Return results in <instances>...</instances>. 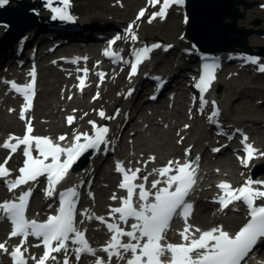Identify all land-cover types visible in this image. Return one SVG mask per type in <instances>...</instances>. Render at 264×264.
I'll return each instance as SVG.
<instances>
[{"label": "snow or ice", "instance_id": "snow-or-ice-1", "mask_svg": "<svg viewBox=\"0 0 264 264\" xmlns=\"http://www.w3.org/2000/svg\"><path fill=\"white\" fill-rule=\"evenodd\" d=\"M62 2L65 7L53 8L52 11L56 15L52 18L73 20L74 18L67 11L69 0H62ZM7 3L8 0H0V7ZM49 3H51V0H49ZM149 3L155 5L160 3V0H149ZM183 3L184 0H163L161 10L153 14V19L157 16H166L170 6L182 5ZM144 14L142 10L139 16L143 17ZM133 39H135L134 36ZM149 51L148 48H143L136 52V63L131 67L132 74L137 72V65L142 58L147 57ZM105 54L110 55L108 52ZM251 62L257 63L254 58H251ZM215 67L214 64H204V74L197 85L201 91H204L214 78ZM84 71L87 72L86 69ZM259 71L264 72V66H261ZM32 75L34 77L35 72ZM100 75L103 76V74ZM81 83L83 84V80ZM11 87L22 94L27 101L24 105V111L30 109L34 95V85L18 86L13 82ZM24 111L20 113L22 120L25 119ZM100 115L101 117L105 116L103 112ZM106 118L111 119L112 117ZM72 120L73 117H68L69 123ZM90 123L94 124V122ZM108 131L107 127H99L94 136H89L86 133L77 134L74 136V143L71 148H62L50 138L32 136L33 128L30 121L27 122L26 134L23 138L12 137L11 139L16 140V143L6 141L3 145H0L5 150H10L12 154L16 153L21 146H24L23 155L26 157L24 166L19 169L21 175L14 181L7 182L6 186L11 191L22 184L36 181L39 177L45 176L49 186L46 189V196H51L54 185L64 178L68 169L84 151L97 148L98 145L106 142L105 136ZM82 137L86 141L85 143H80ZM59 139L65 140L66 137L61 136ZM247 140L248 138L245 136L243 143L247 159L241 160L245 167H247L248 160L254 158V153L258 151L247 143ZM33 145L38 153L36 157L32 155ZM214 151H219V149H214ZM62 155L65 157L63 160L61 159ZM261 155H264V153H261ZM49 157L51 161L46 163L45 161H48ZM8 159H11V156L6 158L4 165H0V179H6L10 175V171L6 167ZM151 159L154 160L155 157ZM172 163V161H169L167 166L159 170H153L154 172L158 171L160 176L166 177L163 188H157L160 183L158 180L152 183L151 187L157 189L154 193L147 191L143 184L134 183L139 178L137 173L141 171L140 169H136L134 172L125 170L123 165L117 163V171L123 174V182L119 187L126 189L127 197L123 200V206L112 209V212L119 213V219L124 223H127L130 218L136 222L131 224L130 231H125L117 223H107V229L114 234L102 251L108 254L109 260L113 256L123 260L125 258L124 254L131 253V258L127 259L126 264H162L161 257L166 254H170L167 264H241V261L249 255L258 241L264 238V203H256L257 200L264 202V190L252 187L253 183L264 184V182L249 180L238 189H232L227 182H221L217 185L225 193L216 200L221 205V210L239 201L246 205L250 219L234 235H230L221 227H216L202 232L198 239L192 238L189 234L192 226L187 221L191 215L193 205L188 203L186 198L196 183V169L192 167L194 162L179 165L175 169L172 168ZM170 172L175 174L169 175ZM147 178V176L143 177L144 180H147ZM137 188L140 189L139 199L143 201L140 207H136L132 203ZM30 196L31 189L18 197L19 202L13 201L0 204V211L13 225L9 239L22 238L21 244L17 245L11 252H9L6 242L0 243V252L10 255L13 264H28V258L25 256L27 249L24 248L22 251V248L30 236L41 240L44 247L43 255L39 259L34 256L31 257L35 264H46L49 259L55 261L56 256L52 254L60 252L65 253L63 264H68L67 252L70 240L71 243L78 245L74 249L77 260H79L81 254L93 256L96 254V250L89 245L84 232L80 231L74 223L78 198L76 189H69L61 194L59 214L49 217L43 223L29 220L25 216ZM150 196L153 197L151 202H149ZM112 198L116 199L115 196ZM174 217H180L185 222L186 226L180 233L184 242L162 244L161 241L165 239ZM86 218L105 222L104 217L87 215ZM195 231L200 232V229L197 228ZM123 237H127L128 242H123ZM36 247H40V245L37 244ZM97 264H105V262L98 260Z\"/></svg>", "mask_w": 264, "mask_h": 264}, {"label": "bare ground", "instance_id": "bare-ground-1", "mask_svg": "<svg viewBox=\"0 0 264 264\" xmlns=\"http://www.w3.org/2000/svg\"><path fill=\"white\" fill-rule=\"evenodd\" d=\"M138 2H139V0H138ZM252 3L255 4L256 6H258L259 4L264 5V3H261V1H259V0H253ZM239 8H240V10H242V9L244 10L243 5H240ZM246 14L249 15L250 12L247 11ZM258 14L264 15V10L260 11ZM251 16L252 15L250 14L249 17H251ZM92 21H94V20H92ZM92 21H90V22H92ZM261 31H263V30H261ZM253 37L254 36H251L250 38L253 39ZM236 51H240V50H236ZM89 52L96 53V48L90 49ZM218 53H222V52H218ZM227 53H232V52H227ZM233 53L237 54L238 52H233ZM43 74H44L42 76L43 83H41L40 85L41 86L45 85V90H42V94L38 100L37 111H34L33 115H36L35 120L37 123V128L40 132L56 133L58 130H62L65 127V125L62 123V120H57V119H55L54 116H58L59 113H61L63 111H70L73 108H81L82 103L86 104V102L84 100L86 93L84 92L81 96H76V100H74L72 102H70L68 100L62 101V99L60 97V90L58 93L56 91V89H53L52 91L50 89L51 88L50 87V84H51L50 78L55 79L53 85L58 86V84L61 83V86H62V84L64 82L62 74L60 72L58 73V72L54 71L52 68H49V69L44 68ZM243 80L249 81V82L252 81L249 76H244ZM64 84H67L69 88L71 87L70 81H66V82H64ZM255 84L256 85L251 89L259 93L261 91V87H260L259 83H255ZM72 92H73V90H72ZM125 92L126 91H124L123 88H121L118 92H116L113 95V99L121 98L123 100L124 104L129 103L130 97H129V95L127 97H124ZM233 92H235V91L233 90L230 95L224 94L222 97L219 95L218 96L222 99V102L224 104H228L230 99H231L228 97H231L233 95ZM182 96H183L184 100L180 104L181 107L178 109V112H177V116L179 117L180 121L183 120L184 118H186V116H187L186 115L185 95L183 94ZM81 98H84V99L81 100ZM253 99H254V97H253ZM143 100H144V97L139 101H143ZM13 101L16 103H20V99H14ZM53 102L56 103L55 104L56 109H58V105L60 107V110L58 113L53 111ZM231 102L234 106V109L231 110V112L233 114H237L239 108H242V111H244V112H250L251 109H253L258 115L264 114V110H262L261 107L254 106V104L252 103V100H250V99H245L244 97H240V98L232 99ZM89 105L91 106L90 103H88V106ZM128 110H129V114H135V110H136L137 112H139L142 115L147 111V110L144 111L143 108L140 109L139 104H136L135 106L133 105ZM168 114H169V112H162L160 110H157L156 115H154V117L151 118L149 121L154 122V120L157 118V116H161L163 118L164 122H168L170 120ZM42 120H44L46 122V126L43 125ZM149 121H147V122H149ZM4 122L9 124L10 126L12 124L14 127V130L15 129L17 131L21 130L22 122L20 120H18L14 116L9 115L6 111L4 112V110L3 111L0 110V125ZM255 124H257V123H255ZM153 126L154 125H151L149 129L144 131V133L151 131L153 133V135L155 136L154 143H151L147 138H145L144 133H141V135L137 136L135 145L139 149L140 152L143 151V153L159 154L158 156H159V159H161V160H165L171 156L178 155L179 153H181L182 148L179 147L176 143V140H177L176 129L177 130L180 129L181 126H178L175 129V131L171 130V129L165 130V129L160 128V127L155 128ZM203 127L204 126L202 124L195 123V126L190 130L189 142L193 143L195 145L194 147L196 148L195 150H197V151L203 149L200 146L202 140H201L200 136H196L194 134V132L196 129L201 130ZM7 129H9V128H7ZM260 135H262V129H260V128L252 129V140L256 144L260 143V141L258 140ZM147 145L151 146L152 149L151 148H144ZM141 148H144V149H141ZM165 151H167V154H165ZM209 158H210V156L207 155L205 166L210 165V168H209V170L204 169V175L206 177L209 176V174H207L208 171L211 172L212 174H215V172L213 171L212 162H210V161L208 162ZM218 158H219V162H217L214 166H217L219 168H223L222 172L224 174H226V173L230 174L231 179H233V180L238 179L239 175H240V171H239L237 163L234 161V159L229 157V156H219ZM159 159L157 157V162L159 161ZM262 161H264V160L262 159L260 162H262ZM106 177H111V179L109 180V183H110L109 185H110V187H114L116 182H115L114 178H112V177H115V174L112 172L110 176H106ZM98 189L100 190V188H98ZM98 194H99V198H100V205L103 206L105 193L100 190V191H98ZM243 222H244V219H241V217L239 215H235V214H228L226 216L217 214V215H215V217H209V215H208L207 219L203 220L200 217V210L199 209H198V213L195 216V223L197 225L202 226L204 229H207L209 227H213V228L221 227L224 231H228L233 227H235V229H236Z\"/></svg>", "mask_w": 264, "mask_h": 264}, {"label": "rangeland", "instance_id": "rangeland-1", "mask_svg": "<svg viewBox=\"0 0 264 264\" xmlns=\"http://www.w3.org/2000/svg\"><path fill=\"white\" fill-rule=\"evenodd\" d=\"M248 1L253 2V0H248ZM259 1H261V3H264V0H259ZM74 2L75 4L72 5V10L74 13L79 14L81 16L79 19L81 20L82 23H87L92 20H98V19L99 20H102V19L111 20L112 22H118V21L126 22L127 20H130L131 18H133L137 8L143 4V1L141 0H139V2L138 0H74ZM119 2H122V6L120 7L118 4ZM263 9L264 8L261 7V4L259 6L255 5L246 11L242 9L241 11L245 12V17L244 19H241L239 21L238 25L245 26L248 29L264 30V15L258 14ZM247 11L250 12V14L252 15L251 17H249L250 14L249 15L246 14ZM42 15L48 16L49 14H47V12H44L42 13ZM255 22H259V25L255 26L254 25ZM185 29L186 27H183L180 22V17L173 15L166 24H160V25L153 24L150 26L143 25L142 30H141V34H142L141 36L144 37V40H154V38H158V40L163 39L166 42H175V41L178 42L179 41L178 37L184 36ZM3 35H4V27H0V37H2ZM182 43H187V42H181L180 45H182ZM249 46L254 51H258L260 47H264V37L254 35L253 39L249 41ZM159 59L164 60L163 57ZM228 77L229 76L226 75L220 78L219 85H222V87H221V92L218 95L222 97L224 94L230 95L233 90L235 91L233 92V95L231 97H228V98H231L228 104H224L222 102L224 110L227 112V117L229 119V122H242L245 124H249L250 122H252V124L255 125L256 122L260 121L261 115H258L253 109H251L250 112H244L242 111V108H239L237 114H233L231 110L234 109V106L231 101L232 99L244 97L245 99L252 100V103L254 104V106L261 107L260 106L261 104H259V102L262 101V98L264 97L263 85L261 84V91L258 93L251 89L256 85L255 83H257L253 79H251L252 81L249 82V81L243 80L244 76L233 78L230 80L228 79ZM41 83H43V81ZM51 84H50L51 91L53 89H56V91L59 93L61 83H59L58 86L53 85V84L51 85ZM42 86H43V90H45V85H42ZM183 100L184 99L181 98L180 102L182 103ZM55 104L56 103L53 102V111L58 113L60 110V107L58 105V109H56ZM180 104L177 106V108L171 109L169 107L168 111H166V112H169L168 116L170 120L167 123L170 128H173L174 125L183 127L185 124H187L185 123L187 122L185 121L186 118L180 121L179 117L177 116L178 109L181 107ZM145 110H147L145 112V115L148 119H151L154 117L152 114L153 110H149L146 108L144 109V111ZM54 117L57 120H61L59 118V115L54 116ZM161 119H162L161 116H157V118L154 120L155 125L153 127L155 128L160 127L165 130H170V129H166V127L163 126V122L162 123L160 122ZM139 121L141 120L137 117L136 122H139ZM140 125L142 126L141 128L144 129L146 125H150V123L142 122ZM7 126H8L7 123L5 122L2 123L0 125V131H3V132L8 131L6 128ZM65 130L66 129L63 128L62 130H59V131L61 132ZM172 130L175 131V129H172ZM137 136L139 135L134 136L135 139L137 138ZM153 136L154 135L151 131L144 133V137L147 138L151 143H154V140H155V136L154 137ZM207 142H208V139L203 142L204 147L207 146ZM144 148L152 149V147L149 145H147ZM144 148H141V149H144ZM142 152H139V149L136 147L134 148V150H132V153L134 154L135 153L140 154ZM165 154H167V151H165ZM156 155H159V154H156ZM212 162H214L213 165H215L217 162H219V158L212 160ZM214 168L216 169L217 167H214Z\"/></svg>", "mask_w": 264, "mask_h": 264}, {"label": "water", "instance_id": "water-1", "mask_svg": "<svg viewBox=\"0 0 264 264\" xmlns=\"http://www.w3.org/2000/svg\"><path fill=\"white\" fill-rule=\"evenodd\" d=\"M16 5H14V3ZM49 0H8L0 7V24L5 23L10 28L0 39L2 47H11L20 38L25 36L21 29L26 22L36 20L41 24L42 11L48 7H56V3ZM245 10L254 6L247 0H188L190 24L187 35L195 41L202 50L209 52L234 51L237 47L250 51L248 38L254 34H264V31L247 30L238 23L244 19ZM12 40H14L12 43Z\"/></svg>", "mask_w": 264, "mask_h": 264}]
</instances>
